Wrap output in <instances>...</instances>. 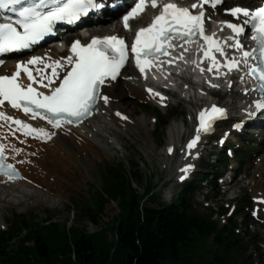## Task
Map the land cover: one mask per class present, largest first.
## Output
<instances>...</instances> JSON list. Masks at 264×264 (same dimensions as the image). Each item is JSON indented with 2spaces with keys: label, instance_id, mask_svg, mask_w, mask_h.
<instances>
[{
  "label": "snow or ice",
  "instance_id": "obj_1",
  "mask_svg": "<svg viewBox=\"0 0 264 264\" xmlns=\"http://www.w3.org/2000/svg\"><path fill=\"white\" fill-rule=\"evenodd\" d=\"M146 4L156 8L158 0H134L133 5L122 15L124 28L130 27L129 20L143 12ZM220 4L222 0H195L188 7L169 0L160 5L158 14L147 26L136 30L130 47L126 39L119 35L92 36L87 43H81L80 39L72 41L67 56L52 58L45 53L43 56L33 55L26 61H17L16 70L11 75H0V120L4 121L3 127H9L11 130L10 126L14 125L16 131L26 136L48 140L55 133L45 127H34L27 120L9 115L4 108L11 106L22 110L30 114L32 119H43L55 128H60L63 124H79L93 114L98 101L109 103L110 96L103 88L118 78L130 61V53L134 56L135 66L147 79L146 69L162 66L160 63H154L156 60L165 57L170 65L175 64L176 60H183L188 51L184 45L191 44L197 37L201 38L202 42L195 51L199 53L202 50L203 54L199 57L201 62H204L205 58L210 61L208 72L220 76L225 74L221 71L222 68L230 72L239 70L243 64L247 68L246 74L255 77L254 88L259 93L253 101L255 110L243 109L246 118L255 117L258 112L264 110V3L251 8L236 5L223 9L236 18V22L231 19L220 22L221 29L226 27L230 30V37H217L215 33L209 34L205 30V19L211 20L212 12ZM206 5L212 10L207 14ZM101 7L103 5L99 0H0V10L10 9L16 14L5 16L4 22H0V53L29 49L46 35L53 33L57 22L79 21L92 10ZM248 31L256 44L252 49L245 48L241 41L242 35ZM174 38L182 43H173ZM229 40L231 42H228ZM224 45L233 51L226 52ZM175 48L181 50L173 57L170 50ZM216 53L220 54L222 60L217 58ZM3 63L4 61L0 60V64ZM192 63L196 64V61ZM37 65L35 69L30 67ZM197 67H200L201 72L205 71L204 67ZM49 69L50 71H47ZM21 70L26 74L27 84L21 79ZM240 79H244V76L241 75ZM232 83L233 80H229V87ZM208 84L214 88L220 87L210 80ZM34 85L42 86L45 91ZM147 91L159 97L163 103L165 97L162 93L151 87H148ZM242 91L248 93L250 89L245 87ZM116 115L128 119L119 110ZM227 116L226 108L217 104L201 109L198 112L195 135L188 140L186 148L193 149L202 133L212 131L214 122ZM244 123L245 120L242 119L232 127L239 130ZM16 131L12 134L16 135ZM7 147L8 145L0 143V173L6 180L12 181L19 178L20 173L7 161ZM13 151L20 152L21 149L13 146ZM167 151L171 153L173 148L169 146ZM192 167L194 165L186 164L180 169L182 175L179 180L183 181Z\"/></svg>",
  "mask_w": 264,
  "mask_h": 264
},
{
  "label": "trees",
  "instance_id": "obj_2",
  "mask_svg": "<svg viewBox=\"0 0 264 264\" xmlns=\"http://www.w3.org/2000/svg\"><path fill=\"white\" fill-rule=\"evenodd\" d=\"M108 172L104 191H97L92 203L81 208V216L98 230L89 232L77 223L53 218L42 224L35 217L21 216L10 230L0 232V264H194L190 253L200 249L216 225L188 210L186 194L172 205H142L143 197L122 168ZM132 175L138 178V171ZM109 200L118 203L119 211L103 222ZM216 241L225 251L197 264H236L231 256L233 242L221 233Z\"/></svg>",
  "mask_w": 264,
  "mask_h": 264
},
{
  "label": "rangeland",
  "instance_id": "obj_3",
  "mask_svg": "<svg viewBox=\"0 0 264 264\" xmlns=\"http://www.w3.org/2000/svg\"><path fill=\"white\" fill-rule=\"evenodd\" d=\"M121 81L122 80H119V83L117 84L118 88L120 89L122 88V90L125 91V89L122 86L123 83ZM178 94L180 97H176V98L174 97L168 108L162 110L157 109L160 112V117L163 115L169 119V122L166 126V130L164 132V138L162 139V141L158 138V135L156 136L154 133L156 125L155 123L152 122V117L155 116V113L153 112L152 109L155 106L147 104L148 106L143 108L142 106H140L141 102L131 99L129 103L126 104L127 110L128 111L132 110V113L130 115L132 116V118H134V120L141 119L146 121L147 123L146 126L144 127L142 126L140 130L137 129L138 131L141 132H138L136 130V133L132 131L130 133L127 132L120 136L119 139L120 144L126 147V149L124 148L125 150H118L116 153L109 151V154L107 156L88 155L90 158L88 159V157L83 153L81 156H79L80 154H77V152L79 151L81 152L78 146L73 147L74 150L72 149V146L74 145L67 146L68 150L70 149V151H72V154L76 153L74 156H78V157L75 161L77 164L80 165V167L82 166V168H81V173L80 171H78L75 174H71V172L69 173V171H67L68 173L66 172L65 178L62 179L65 182V183L62 182L61 184L62 187L59 185L54 186L52 192L53 193L56 192V193L52 195L56 196L55 198L57 199L58 202L54 203L53 205H51L50 202L48 204L41 202L42 204L45 205L43 206V205H38L41 203H36L33 202V200H31L25 206L21 205V206H11L8 208H4L3 213L5 216V220H4V224H0V229H2V225L10 226L13 223L15 214L16 215L23 214L26 215L29 219L35 216L37 221L42 224H44L45 221L48 220V218H53L56 221H60V222L62 221L69 224L77 223L80 227L88 230L89 232H94L98 230L100 227L95 225L92 221L88 220V218L86 217L82 218L81 216L75 217L74 213L75 211L78 210L77 208L78 203L82 202L83 200L94 198L92 193L94 188L105 187L106 185L105 172L106 169L112 163L122 164V167L125 169L126 172L133 170L135 168L134 165L138 164L140 169L141 179L138 183L137 182L135 183V187L139 190V192L143 193V189L147 187V183L152 182L153 186L155 187V191H154L155 195L158 194L161 195V200H160L161 202L170 203L171 201H173L180 192L179 187L175 189L172 198H170V196L166 194L168 191L165 192L164 189H165V185L168 184L169 180L174 179L176 175V172H174L176 170L174 169V164L178 161L180 157L178 154L177 156L171 157L172 165H167V162L164 161L163 159L165 158L164 156H166L165 154L166 147L168 146L172 138L176 140V145L179 144L178 143L179 134L182 133L184 130L182 127V121L184 117L181 118L172 117L171 112L176 111L177 113L186 116L191 108V104L189 103V101H185V99H183V96H181L180 90ZM184 96H186V94H184ZM228 100L229 97L224 98L225 102ZM144 109L146 110L144 111ZM140 124L143 125L142 123ZM188 126L189 124H187L185 131H187ZM179 150L180 149H178V152ZM260 155L254 156L252 159H250L252 160L251 162L242 164L240 166V172L238 175L239 178L238 181H240V183H238L234 187L235 196H236L235 198H230V196L233 195H231V193H229L228 191L223 193L221 187L219 188L221 189L220 192L215 194V192L212 191L210 196H208L209 202L212 205L210 206V208H207L204 205L201 196H198V199L197 197H194L192 202L193 204H195V209L206 214H213L214 212V217H215V210L219 209L221 206H224L226 202L237 203L238 201H240V199L246 197V201L243 205L244 210L241 213L237 214L236 220L239 223L245 221L246 223L249 224L248 225V230L250 232L249 237H241L240 239H241V243L244 244V246L247 249L249 248L248 252H253V254H254V247L250 245L252 240V235L258 236L264 254V224L254 221L251 217V209L253 207V202L251 200V197L253 195H256L257 194L256 190L260 188L264 191V175L261 177L258 176V174L256 173V168H257L256 163L261 161L259 160ZM85 157L87 160L85 159ZM231 163L236 167L239 166L238 160H233L231 161ZM205 168H206L205 166L201 165L199 166V171L206 172ZM210 170H211L210 172L214 171L215 167H212ZM222 170L223 168L221 169V172ZM260 181H262V183ZM252 183L253 184L257 183L255 189H253ZM56 199L52 198V200H56ZM247 200H249L250 203ZM148 203L154 206L158 205V202H148ZM213 205L215 209H213L214 208ZM117 212H118V206L116 202L109 201L106 205V209L102 217L103 222H107ZM224 216L223 217L225 219L228 218L227 214H225ZM236 253L238 255V252ZM257 257L258 256H256V258ZM253 264H257L255 262V259Z\"/></svg>",
  "mask_w": 264,
  "mask_h": 264
},
{
  "label": "bare ground",
  "instance_id": "obj_4",
  "mask_svg": "<svg viewBox=\"0 0 264 264\" xmlns=\"http://www.w3.org/2000/svg\"><path fill=\"white\" fill-rule=\"evenodd\" d=\"M227 1L228 3H234L237 0ZM239 1L245 4H258V0ZM108 29V25H103L101 28L92 27L89 30L103 33ZM35 53L38 55L49 53L52 58H61L59 54L51 53L45 47L36 50ZM12 68L11 61L6 60L5 65L0 69V75L11 73ZM180 72L187 74L184 70ZM123 87L127 88V90L123 91L122 88L118 87L116 89L113 82L105 86L104 92L112 97V99L108 104L101 102L94 116L80 125L63 124L60 128H55L45 120H32L35 126L45 127L50 132L55 133L47 143H42L41 139L38 138H28L20 133L13 135L8 127H3L4 122H0L1 139L4 144L8 145L9 159L16 163L28 178V181L21 180L14 182L3 181L0 178V223H3L2 221L5 219L4 208L25 206L31 200L36 203L42 202L45 204L50 202L51 205L58 202L52 196L54 186H61L62 182H64L62 179L65 178L67 171L71 172V174H75L78 171L81 173L82 168L75 161L78 157L74 156L76 153L72 154V151L68 150L67 146L74 145L72 149L78 146L81 152L79 151L77 154L81 156L83 153L88 159H90L88 155L107 156L109 151L116 153L120 150L118 146L120 145L119 139L121 135L132 131L136 133L137 129L140 130L142 126H146L147 122L141 119L134 120L132 123L130 122L132 110L128 111L126 104L133 98L148 101L150 104H153V101L141 87L130 81L126 76L123 79ZM223 91L220 95L230 93L227 90ZM235 93L232 96L233 100L234 98L237 100V97L240 95L237 92ZM213 95L217 96L219 94L213 92ZM6 110L10 113L18 114L16 109L7 107ZM117 110L121 113H128V119L117 116ZM133 126L136 128H133ZM13 146L21 149V151L14 152ZM121 148L123 150L125 147L122 146ZM169 161L170 159L168 158L167 162ZM257 172L259 174L264 173V162L258 165ZM172 192L173 190L170 191L171 194ZM51 197L56 200H52ZM42 203L38 205L45 206Z\"/></svg>",
  "mask_w": 264,
  "mask_h": 264
}]
</instances>
